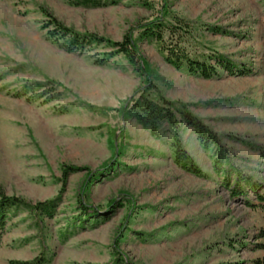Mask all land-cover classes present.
Listing matches in <instances>:
<instances>
[{
    "label": "rangeland",
    "instance_id": "obj_1",
    "mask_svg": "<svg viewBox=\"0 0 264 264\" xmlns=\"http://www.w3.org/2000/svg\"><path fill=\"white\" fill-rule=\"evenodd\" d=\"M164 8L185 22L180 42L191 56L217 52L237 68L204 78L169 64L155 39L139 35ZM53 18L73 32L56 29ZM129 32L151 81L188 102L235 162L264 182V0H0V189L32 203L57 198L42 229L24 208L7 221L0 264L31 263L42 243L48 264H264V240L256 239L264 212L231 195L214 170L215 149L181 125L185 148L206 173L195 176L174 162V128L163 123L156 138L123 117L145 78L90 35L122 41ZM73 36L82 44L70 49ZM25 83L42 85L17 95ZM98 169L83 199L98 211L91 217L80 198Z\"/></svg>",
    "mask_w": 264,
    "mask_h": 264
},
{
    "label": "trees",
    "instance_id": "obj_2",
    "mask_svg": "<svg viewBox=\"0 0 264 264\" xmlns=\"http://www.w3.org/2000/svg\"><path fill=\"white\" fill-rule=\"evenodd\" d=\"M77 3H97L100 0H75ZM50 24L56 29L64 32V34L72 33L73 31L55 18L50 20ZM173 21V22H172ZM178 23V24H177ZM185 23L182 19L171 18L170 12L164 8L163 12L155 19L140 24L139 35L141 38L155 39L159 50L163 54L165 60L177 69L186 67L189 72L196 76L204 78H212L219 74V68L233 72L237 68V64L226 56L214 52L204 54L202 56L193 57L181 45L179 26ZM91 39H98L99 42H107L114 47V51L109 56L116 53H122L131 65L134 66L145 78V84L138 87L134 94L126 101L122 107V115L134 116L139 124L150 131V134L156 138L161 137V125L168 124L175 129L174 134V162L186 170L187 172L198 176L205 177V171L195 162L194 158L185 148L179 129L182 124L191 127L197 135V139L201 145L209 150L215 149L214 170L217 174L222 175L224 185L235 198L242 197L243 201L251 207H259L264 212V182L253 175L247 174L242 166L234 160L232 151L223 144L222 136L214 131L204 120L196 115L188 102L172 100L166 97L161 90L151 81L150 72L145 57L138 45L137 39L133 32L125 35L122 41H110L105 38H100L97 35H90ZM180 39V40H179ZM82 42L76 36L70 40V49L77 48ZM215 61V64H212ZM41 83H36L37 88L41 87ZM35 86L30 83H25L22 91L17 95H28L35 92ZM41 95H39L40 97ZM228 137L237 142L253 146L252 142L243 137L234 134H229ZM255 147V146H253ZM260 149V148H259ZM262 151V150H261ZM264 156V152L262 151ZM112 163L109 162L104 168H107ZM102 168V169H104ZM68 168H65L67 175ZM102 169H98L89 173L88 181L85 182L82 188L80 198V207L84 214L91 216L98 213L94 207L84 203V194L88 191L87 186H90L92 180L96 178ZM65 189V188H64ZM64 189L60 194L64 192ZM253 194L256 202H253L249 195ZM57 202V198L47 199L32 203L24 198L7 195L0 189V230L3 229L8 220L17 216L19 211L24 208L28 210L39 229H42V216H53V211ZM116 200L109 204V207L115 206ZM113 210V209H112ZM256 239L264 240V225L260 228ZM259 247L264 244H258ZM120 254L118 251L116 252ZM50 262L45 243H42L40 253L29 264H48ZM22 264H25L23 262ZM116 264H120L116 260Z\"/></svg>",
    "mask_w": 264,
    "mask_h": 264
}]
</instances>
